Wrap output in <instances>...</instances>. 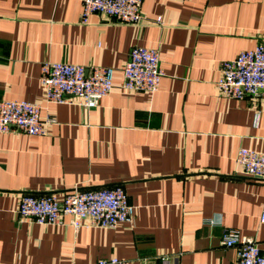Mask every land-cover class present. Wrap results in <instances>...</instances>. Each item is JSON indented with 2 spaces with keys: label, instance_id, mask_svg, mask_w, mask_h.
<instances>
[{
  "label": "crops",
  "instance_id": "0c3cea01",
  "mask_svg": "<svg viewBox=\"0 0 264 264\" xmlns=\"http://www.w3.org/2000/svg\"><path fill=\"white\" fill-rule=\"evenodd\" d=\"M81 0H0V99L39 102L40 134L0 132V264H237L236 228L264 241V180L245 175L240 147L264 148V98L228 97L221 62L264 44V0H142L121 24ZM133 45L159 51L154 92L122 86ZM114 67L93 107L46 101L43 61ZM120 184L131 222L75 228L20 219L23 192Z\"/></svg>",
  "mask_w": 264,
  "mask_h": 264
},
{
  "label": "built area",
  "instance_id": "2783aa9c",
  "mask_svg": "<svg viewBox=\"0 0 264 264\" xmlns=\"http://www.w3.org/2000/svg\"><path fill=\"white\" fill-rule=\"evenodd\" d=\"M81 22L97 13L121 24H138L144 18L142 0H81ZM122 86L154 92L158 89L163 69L155 47L133 45L122 68ZM114 67L45 60L40 67V80L46 101L74 102L84 107L96 106L113 86ZM220 93L243 98H264V44L239 51L221 62L216 81ZM42 105L18 98L0 99V132L23 131L40 134L55 121L53 115L41 117ZM236 161L243 174L264 180V148L240 147ZM133 205L120 184L73 187L61 192H23L17 214L20 219L39 223H60L64 216L75 228L81 225L112 227L131 222ZM264 219V211L261 220ZM225 246L237 245V264H264V241L228 228L221 237ZM100 264H123L117 257L102 259Z\"/></svg>",
  "mask_w": 264,
  "mask_h": 264
}]
</instances>
